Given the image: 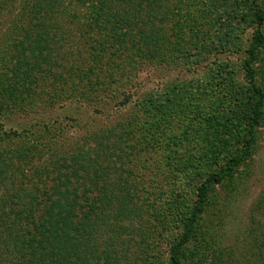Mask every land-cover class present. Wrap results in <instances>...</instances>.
Segmentation results:
<instances>
[{
	"label": "trees",
	"instance_id": "16d2710c",
	"mask_svg": "<svg viewBox=\"0 0 264 264\" xmlns=\"http://www.w3.org/2000/svg\"><path fill=\"white\" fill-rule=\"evenodd\" d=\"M228 2L220 3L224 12ZM259 2L248 0V14L242 19L252 30L241 64L246 88L237 95L227 121L242 136L231 153L223 139L207 146L212 154L224 152L227 160L217 169L214 161L196 165L200 171L195 174L204 179L195 186L194 205L182 221L179 239L168 243L167 264H185L189 250L190 260L200 256L199 249L189 246L210 189L234 178L254 156L264 122V90L256 69L264 49V11ZM183 3L0 0L1 24L12 11L16 13L11 22L20 24L14 23L7 32L13 39L10 50L0 51V264H155L157 231L139 223L147 213L154 182L135 173L133 162L151 155L157 146L140 139L138 123L120 127L124 117L115 116L111 126L81 133L75 130V118L46 114L67 111L79 101L96 106L113 100L111 109L117 111L130 104L138 74L213 48L208 41L210 25ZM8 57L16 63L7 75ZM159 102L146 94L139 106L149 111ZM188 159L196 158L173 160L185 164L183 174L192 166ZM134 232L135 240H121ZM261 236L253 242L260 259L264 232ZM204 259L198 262L203 264Z\"/></svg>",
	"mask_w": 264,
	"mask_h": 264
},
{
	"label": "rangeland",
	"instance_id": "374dc122",
	"mask_svg": "<svg viewBox=\"0 0 264 264\" xmlns=\"http://www.w3.org/2000/svg\"><path fill=\"white\" fill-rule=\"evenodd\" d=\"M182 1L186 10L200 14L203 21L210 25L211 37L208 41L213 48L202 49L197 57H188L187 61L180 60L170 66L153 65L148 71L138 74L133 81L130 104L117 111L111 109L115 103L113 100L107 105L100 103L96 106L79 101L68 106L67 111L46 114L59 119L65 115L75 118L79 129L75 130L81 133L97 129L99 125L111 126L115 123V116L124 117L120 127L133 121L138 123L136 127L142 129L140 139H149L157 146L151 155L136 157L133 162L135 173H141L154 182L150 187L147 184L151 201L146 202L147 213L139 219V223L157 231V244L152 253L156 258L155 264H167L168 243L179 239L182 221L194 205L195 186L204 179V176L195 174L200 171L195 169L196 165L202 161L215 162L214 168L217 169L227 160L224 152L216 155L219 150H215L212 154L207 146L212 147L223 139V143L226 142L223 147L231 153L235 140L242 136L239 128L227 121L233 116L237 95L244 94L246 88L241 64L252 30L242 19L248 14V0H228L225 12V7L220 4L225 0ZM259 3L264 11V0ZM10 13L11 16L5 17V23L1 24L0 19V51L13 43L7 32L15 26L11 20L16 11ZM15 61L9 58L5 68L12 69ZM256 69L259 84L264 90V49ZM146 94L160 101V106L154 104L155 107L149 111L144 106L140 107L139 102ZM122 99L117 100L120 102ZM93 118L95 122L91 124ZM173 137L177 139L172 140ZM175 142H179V146H173ZM190 156L196 159H188L192 166L188 173L183 174L181 171L185 164L174 163L173 160H184ZM190 173L196 177L187 176ZM139 223L137 216L133 215V227ZM141 228L145 229L139 226ZM196 229L195 239L189 248L199 249L197 255L200 256L190 260L189 250L190 259L185 264H200L198 259L201 257H207L203 264H264V256L260 259L259 254H254L256 247L253 243L261 240V233L264 232V122L259 129L251 161L238 169L234 178L210 189ZM135 238L134 232L129 237H121V240Z\"/></svg>",
	"mask_w": 264,
	"mask_h": 264
}]
</instances>
